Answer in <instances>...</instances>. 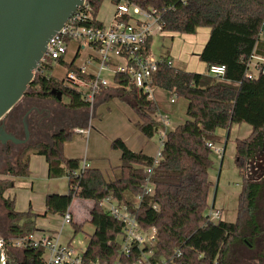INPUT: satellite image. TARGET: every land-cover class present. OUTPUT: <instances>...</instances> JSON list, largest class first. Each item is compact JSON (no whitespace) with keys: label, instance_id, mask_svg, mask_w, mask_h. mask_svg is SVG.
<instances>
[{"label":"trees","instance_id":"trees-1","mask_svg":"<svg viewBox=\"0 0 264 264\" xmlns=\"http://www.w3.org/2000/svg\"><path fill=\"white\" fill-rule=\"evenodd\" d=\"M103 1L90 0L95 17H98ZM128 1L143 9L155 8L162 12L164 33L193 35L199 28L210 29L209 39L199 55L207 66L206 73L180 70L168 64L171 59L165 57L154 75L156 87L188 101V120L167 132L162 160L151 174L148 169L152 168L154 157L131 150L122 139H116L112 144L114 149L121 151L120 175L114 180L105 178L96 168H87L80 173L81 159L64 157V144L71 138L72 131L53 135L48 144L27 147L16 166L7 162V169L2 174L27 177L30 170L26 153L34 147L38 155L46 158L49 178L68 176L69 192L48 195L43 215L32 210L20 212L15 209L14 200L5 198L13 181L0 180V201L6 211L9 234L7 238L0 234L2 248L6 252L14 242L33 235L38 217H46L49 213L65 216L74 200L80 199L93 203L88 222L94 226V233L89 236L82 253L83 264H136L149 253L151 264H227L230 245L242 237L243 231L251 238L262 231L258 222V201L264 178L263 182H257L244 174L235 223L222 218L217 222L210 221L205 215L213 186L209 178L213 151L208 144L221 143V137L216 134L218 129H224L230 135L234 124H248L253 129L251 135L236 140V165L245 173L252 162L264 157V72L248 77L251 58H264V40L259 36L264 26V0ZM152 43L150 40L148 46ZM222 65L227 68L224 78L209 75L211 66ZM115 81L123 85L120 91L128 96L140 117L137 127L146 137L153 138L163 128L156 119L159 103L138 97L134 88L127 90V82L121 76ZM30 90L33 94H29ZM54 90L62 93V100H69L66 107L76 117L77 113L88 111L89 105L81 94L63 87L50 77L49 72L35 78L26 94L57 100L52 94ZM87 118L86 114L81 122ZM14 122L17 125L19 119ZM148 178L155 186L153 195L144 193ZM140 195L143 198L137 202ZM108 197L128 205L144 232L156 229L153 246L134 244L129 256L122 253L125 225L101 206ZM71 224H74L75 234L83 230L84 223L72 220ZM20 251V260L9 252H6L7 259L16 264H44V247L28 244Z\"/></svg>","mask_w":264,"mask_h":264},{"label":"rangeland","instance_id":"rangeland-1","mask_svg":"<svg viewBox=\"0 0 264 264\" xmlns=\"http://www.w3.org/2000/svg\"><path fill=\"white\" fill-rule=\"evenodd\" d=\"M114 12L115 3L111 0H104L98 18L106 26H109L112 23ZM208 30V28H199L193 35L163 33L153 40L152 51L157 59L170 57L173 65L180 70L204 74L207 72V66L200 60L198 55L207 41L205 40V34ZM252 69V72L256 73L255 68L252 67ZM115 91L116 94L117 91L121 92L120 90ZM31 93L33 94V90L29 91V94ZM170 98H175L176 103L171 104ZM52 103L58 105L55 102ZM68 103L69 100L64 98L61 105L65 106ZM20 105L21 103L12 113L15 119H19L17 124L19 130L22 128ZM160 107H163L164 113L169 114L170 126L166 130L161 129L153 138L146 137L137 127L140 117L132 105L123 98L122 94H117L100 104L93 113L91 109H88L85 113H77L78 117H76L73 124L75 126L66 127V131H72L73 134L64 144V157L81 159L82 162L87 160L90 167L99 169L105 178L112 179L115 173L118 170L120 171L119 167L121 165V151L114 149L112 146L116 139H122L133 151L142 150L148 155L156 156L161 149L160 133L164 136L165 132L175 129L188 120L186 113L188 101L185 98H176L167 94V102L161 104ZM86 114L88 118L81 122ZM77 129H84L85 133L79 134L76 131ZM34 131V134L37 133L38 138L33 139L28 145L13 149L14 152L10 153L0 168V178L5 177L2 173L8 165L16 166L17 160L26 151L27 147L34 146L37 143L48 144L50 142L53 133L51 130L46 129L42 134L37 132L36 129ZM252 131V127L248 124H234L230 135L224 129L216 131V134L222 138H220L221 143L218 145L224 149V155L223 158H220L216 153L211 155L213 166L209 170V178L213 186L209 191L205 215L208 216L214 208L222 213V219L235 223L238 219L239 195L244 186V174L254 181L263 182V177L258 180L259 177L256 176L254 168H248L247 172L243 173L236 165V140L248 138ZM33 151H35L34 147L26 153V157L28 153L31 155V157L29 156L31 158L30 174L27 177H16L15 186L7 190L5 196L7 198L11 196L15 200L17 211L27 212L32 210L34 213H43L46 212L45 198L47 195L53 193L63 195L69 192V178L65 175L60 178L49 179L46 173V159L40 155L32 156ZM7 162L10 164L7 165ZM12 177L0 180L13 181ZM82 203L88 207L79 213L78 207L79 205L82 206ZM91 205H93L91 201H80V199H76L72 204L74 213L78 216L82 215L84 219L83 230L77 234L74 232V224H65L62 229L64 216L58 214L49 213L46 217H38V225L44 227L42 229L61 231L62 244L71 242L74 250L81 253L87 247L89 235L94 233V226L88 222ZM258 208V222L262 231L255 238H251L247 231H243L242 237L230 245L227 264H264V187L258 201ZM0 234L4 238L9 237L8 219L2 201H0ZM121 239L119 238L120 241H122ZM6 252H9L16 259L20 260L22 258L21 251L14 247L7 248ZM6 252L4 250L5 256ZM150 255L151 253L145 256L143 261H148Z\"/></svg>","mask_w":264,"mask_h":264},{"label":"built area","instance_id":"built-area-1","mask_svg":"<svg viewBox=\"0 0 264 264\" xmlns=\"http://www.w3.org/2000/svg\"><path fill=\"white\" fill-rule=\"evenodd\" d=\"M181 1L186 3L188 0ZM162 14L155 8L143 9L128 0H119L115 3L112 23L106 26L99 21L98 17H95L90 0H85L84 4L65 23L62 30L50 39L44 57L35 72V78L45 76L49 72L50 77L56 79L63 87L80 93L92 113L95 111L98 99L107 90L123 88L121 83L115 81L118 76L126 80L127 90L134 88L138 97L144 96L148 100L156 101V93L161 89L156 87L154 75L165 59H157L152 51V45L149 47L148 43L164 33L165 24ZM259 36L264 40V26ZM168 64L173 65V61H168ZM248 66V77L253 78L260 72H264V58L254 56ZM252 67L255 68L256 73L252 72ZM226 72L227 68L224 65L211 66L208 71L209 75L219 79L224 78ZM171 95L176 97L174 94ZM175 102V98H171V104ZM156 119L163 126L159 132L170 126L167 116L164 117L158 113ZM76 131L79 134L85 133L84 129ZM167 132L164 136L160 133L161 150L154 157L153 166L148 169L149 174L162 160L161 151ZM208 146L213 153L223 158L224 149L218 144L209 143ZM87 168H90V165L87 160H84L79 172ZM79 172L77 175L80 174ZM74 188L78 189V187ZM154 191L155 186L148 178L144 193L153 195ZM142 198L141 195L138 196L137 202H140ZM101 206L125 225L123 254L129 256L134 244L140 246L155 244L156 229L144 232L128 205L120 204L117 200L108 197L102 201ZM208 217L210 221L217 222L222 218V213L213 208ZM71 222L72 216L68 212L64 216L63 224ZM0 244L3 247L1 239ZM28 244L45 248L44 264H83L81 254L60 243V234L41 240H35L31 235L27 240L14 242L13 247L20 250ZM145 256L147 254L136 264H145V262L151 264L149 261H143ZM117 264L120 263L117 262Z\"/></svg>","mask_w":264,"mask_h":264},{"label":"water","instance_id":"water-1","mask_svg":"<svg viewBox=\"0 0 264 264\" xmlns=\"http://www.w3.org/2000/svg\"><path fill=\"white\" fill-rule=\"evenodd\" d=\"M84 1L0 0V146L28 142L30 112L23 119L25 139L7 131L5 118L27 93L50 39ZM52 94L62 100L61 92ZM0 264H16L6 258L1 244Z\"/></svg>","mask_w":264,"mask_h":264},{"label":"flooded vegetation","instance_id":"flooded-vegetation-1","mask_svg":"<svg viewBox=\"0 0 264 264\" xmlns=\"http://www.w3.org/2000/svg\"><path fill=\"white\" fill-rule=\"evenodd\" d=\"M52 102H55L58 105H55ZM20 103L21 105L19 110L22 112V116H20L22 117V128L20 130L17 128V125L14 122L15 118L13 116L7 117L5 119V124L9 133L13 134L19 139H25L26 136L23 126V119L25 115L30 112V136L28 142L24 145H28V143L33 139L38 138L36 135L37 133L34 134L35 129L41 134L45 132L46 129L51 130L53 132L51 135L52 137L53 135L60 134L62 131L66 130V127L72 126L75 123L76 116L73 113H70L71 111L69 112L66 105H61L63 100L58 101L52 97L29 96L26 94ZM18 146H23V144L16 145L12 142H9L7 145L0 146V168L10 153L14 152L13 149L17 148ZM262 164H264V157L252 162L249 167L254 168L256 176L259 177L258 180H260L262 177L264 178V165Z\"/></svg>","mask_w":264,"mask_h":264},{"label":"crops","instance_id":"crops-1","mask_svg":"<svg viewBox=\"0 0 264 264\" xmlns=\"http://www.w3.org/2000/svg\"><path fill=\"white\" fill-rule=\"evenodd\" d=\"M112 2H114L113 0H111ZM99 19V18H98ZM99 21H101V20H99ZM102 22V21H101ZM102 23H104V22H102ZM105 24V23H104ZM209 29V28H208ZM209 36H210V29L207 31V33L205 34V40H207L208 41V39H209ZM207 41L205 42V44H204V46L206 45V43H207ZM204 46H203V48H204ZM203 48H202V50H203ZM202 50H201V52H202ZM201 54V53H200ZM199 54V55H200ZM198 55V56H199ZM117 94H122V92H118L117 91ZM116 94V91L115 90H107L99 99H98V101H97V103H96V106H95V109L100 105V104H103L104 102H106V101H108L111 97H113V96H115V95H117ZM167 94H170V93H168V92H166V91H161V90H159L157 93H156V102H158L159 103V105L161 106V104H163L164 102H167ZM171 95V94H170ZM122 96H123V98L126 100V101H128V102H130L129 101V98H128V96H126V95H124V94H122ZM170 103H171V98H170ZM176 103V102H175ZM163 107H160V111H159V113H161L164 117L165 116H167L168 118H169V122H170V116H169V114L168 113H164L163 112ZM70 111V110H69ZM161 135V134H160ZM161 139H162V136H160V141H161ZM127 144V143H126ZM161 144V143H160ZM128 145V144H127ZM129 147V146H128ZM161 150V149H160ZM159 150V151H160ZM135 152H142L143 154H146V153H144V151H135ZM158 154V153H157ZM35 155H38L37 153H36V151H33V155L32 156H35ZM146 155H148V154H146ZM29 156L31 157V155H30V153H28L27 154V157H26V160L28 161V163H29V168H30V160H31V158H29ZM41 156V155H40ZM148 156H151V157H155V156H152V155H148ZM45 158V157H44ZM46 159V158H45ZM46 165H47V168H46V173H47V177L49 178V175H48V172H49V166H48V163H47V161H46ZM90 168H92V167H90ZM120 171L118 170V172L117 173H115V175H114V177L112 178V180L113 179H115L116 177H118L120 174ZM5 177H3L2 176V178H0V179H10L11 177H9L8 175H4ZM13 178V186L11 187V188H13L14 186H15V179H16V177L15 176H13L12 177ZM49 179H51V178H49ZM10 188V189H11ZM6 194V193H5ZM53 194H58V193H53ZM48 196V195H47ZM46 196V197H47ZM5 198H7L6 196H5ZM9 199H11V200H14V199H12V197L11 196H9L8 197ZM76 200V199H75ZM74 200V201H75ZM15 201V200H14ZM81 201V200H80ZM83 201H87V200H83ZM74 203V202H73ZM79 204H80V202H79ZM82 206H80L79 205V207H78V210H79V213H81V212H83V210L86 208V207H88V206H85V204L84 203H82L81 204ZM92 207H93V205H91L90 206V211H91V209H92ZM45 209H46V198H45ZM46 211V210H45ZM45 212H43V213H38V214H44ZM69 213L71 214V216H72V220L75 222V223H78V224H80V223H83L84 221V219L82 218V215L79 217L76 213H74V211H73V206H71V208H70V210H69ZM80 218H82V219H80ZM89 218V219H88ZM87 219L88 220H90V214H89V217H88ZM86 219V220H87ZM36 224H37V230H36V232L32 235L33 236V239H35V240H41V239H43V238H45V237H54V236H56V235H58V234H60V243L62 244V240H61V231L60 232H57V231H52L51 229H42V228H44V227H42V226H39L38 225V221H36ZM65 225L63 224L62 225V229H63V227H64ZM90 236V235H89ZM63 246H69V247H71V248H73V245H72V243L71 242H69V243H66V244H62ZM74 249V248H73ZM18 250V249H17ZM77 251V250H76ZM78 252V251H77ZM84 251H82L81 253H79V254H81L82 255V253H83Z\"/></svg>","mask_w":264,"mask_h":264}]
</instances>
